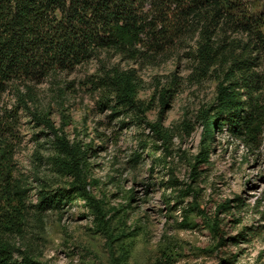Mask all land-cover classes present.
Segmentation results:
<instances>
[{
    "label": "rangeland",
    "instance_id": "rangeland-1",
    "mask_svg": "<svg viewBox=\"0 0 264 264\" xmlns=\"http://www.w3.org/2000/svg\"><path fill=\"white\" fill-rule=\"evenodd\" d=\"M241 2L245 14L264 20V0ZM195 21L161 53L131 58L97 50L71 69L10 84L0 107V150L9 143L0 175L8 168L9 179L27 190L24 232L12 236L17 246L44 264H264V132L251 147L227 126L215 129L209 162L193 170L201 111L214 104L224 77L223 67L199 68L204 25ZM243 28L221 22L215 45L240 49L252 35ZM115 71L135 77L145 110L129 111L99 87ZM156 122L166 139L154 134L149 123ZM58 137L86 148L87 189L103 202L113 242L80 197L38 214L43 185L69 188L73 179L55 165ZM222 203L229 207L218 211ZM209 218L225 231V246L216 247Z\"/></svg>",
    "mask_w": 264,
    "mask_h": 264
},
{
    "label": "trees",
    "instance_id": "trees-1",
    "mask_svg": "<svg viewBox=\"0 0 264 264\" xmlns=\"http://www.w3.org/2000/svg\"><path fill=\"white\" fill-rule=\"evenodd\" d=\"M245 11L241 0H0V107L4 93L15 81L71 69L97 50H113L131 58L146 50L161 53L184 36L197 19L204 25L199 68L208 73L215 66L223 67L224 77L214 104L201 111L203 135L193 163L196 171L209 162L215 129L222 132L227 126L230 136L251 147L259 144L264 132V20ZM229 20L236 31L244 27L242 30L252 34L251 41L240 49L227 43L215 45L213 29ZM100 83L119 106L136 113L145 110L137 100L138 84L129 71L106 73ZM149 125L157 137L166 139L160 123ZM57 140L55 165L73 179L69 188L52 190L43 185L38 214L80 197L89 202L97 227L113 242L103 202L87 189L91 181L86 148L65 137ZM8 146L7 141L2 144L0 162L8 161ZM9 177L8 168L1 172L0 264H44L12 239L24 232L28 206L27 190ZM228 207L219 204L218 211ZM207 223L217 238L216 247L225 246L228 238L217 219L209 218Z\"/></svg>",
    "mask_w": 264,
    "mask_h": 264
}]
</instances>
